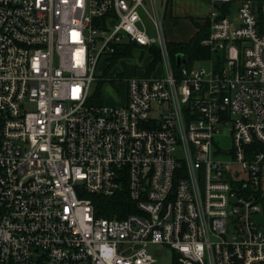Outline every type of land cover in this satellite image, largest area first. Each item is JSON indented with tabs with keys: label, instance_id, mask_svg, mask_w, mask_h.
<instances>
[{
	"label": "built area",
	"instance_id": "1",
	"mask_svg": "<svg viewBox=\"0 0 264 264\" xmlns=\"http://www.w3.org/2000/svg\"><path fill=\"white\" fill-rule=\"evenodd\" d=\"M145 1L0 0V264H153L150 243L264 264V1L210 0L211 55L179 66L170 0ZM126 42L159 63L96 101ZM123 191L126 216H97L94 195Z\"/></svg>",
	"mask_w": 264,
	"mask_h": 264
},
{
	"label": "rangeland",
	"instance_id": "2",
	"mask_svg": "<svg viewBox=\"0 0 264 264\" xmlns=\"http://www.w3.org/2000/svg\"><path fill=\"white\" fill-rule=\"evenodd\" d=\"M145 6L149 9V0L145 1ZM141 13L145 22L150 25L151 23L143 9H141ZM167 39H171L169 27L167 28ZM105 58L107 61L102 60L96 71L97 75L102 77L98 80V83H93V87L97 85L96 91L98 89L101 90V98L104 103L123 104L127 96L125 77L150 73L149 68L153 58V52L149 48L137 47L133 49L130 58H122L116 63L113 62L111 55ZM153 70L151 72H153ZM156 72L158 74L163 73V67L158 68ZM218 138L223 147L228 148L231 146V136L229 132L225 131ZM262 193L264 194V183ZM260 200L264 203L262 198H260ZM147 250L156 260L153 264H176L175 253L173 249L167 245L150 243L147 245Z\"/></svg>",
	"mask_w": 264,
	"mask_h": 264
},
{
	"label": "trees",
	"instance_id": "3",
	"mask_svg": "<svg viewBox=\"0 0 264 264\" xmlns=\"http://www.w3.org/2000/svg\"><path fill=\"white\" fill-rule=\"evenodd\" d=\"M259 5L264 0H255ZM199 30L188 42H169V48L172 56L174 65H177L176 56L178 53H182L187 59L188 63L191 64L196 60H202L210 57L211 52L208 47L202 44V39L205 38L209 33V24L206 22L203 26L196 25ZM141 47L135 42H126L125 44L118 45L115 47L111 58L116 63L122 58L131 57L134 48ZM153 52V58L150 63L149 72L155 68L160 60V53L157 47H150ZM147 73V74H150ZM101 90H97L94 93V99L100 101ZM93 200L97 210V216H114L119 217L126 216L131 211V201L126 191L120 192L114 196L108 197L103 195H94ZM177 264V263H176Z\"/></svg>",
	"mask_w": 264,
	"mask_h": 264
},
{
	"label": "crops",
	"instance_id": "4",
	"mask_svg": "<svg viewBox=\"0 0 264 264\" xmlns=\"http://www.w3.org/2000/svg\"><path fill=\"white\" fill-rule=\"evenodd\" d=\"M211 11L210 0H170L165 18V30L171 34L169 42H188L203 26Z\"/></svg>",
	"mask_w": 264,
	"mask_h": 264
},
{
	"label": "water",
	"instance_id": "5",
	"mask_svg": "<svg viewBox=\"0 0 264 264\" xmlns=\"http://www.w3.org/2000/svg\"><path fill=\"white\" fill-rule=\"evenodd\" d=\"M176 61H177V65L179 66L181 62H186L187 60L182 53H178L176 56ZM257 218L260 220V222H263L262 216H258Z\"/></svg>",
	"mask_w": 264,
	"mask_h": 264
}]
</instances>
